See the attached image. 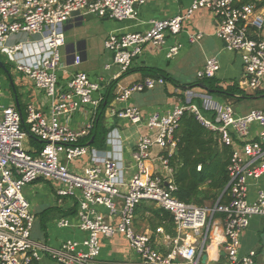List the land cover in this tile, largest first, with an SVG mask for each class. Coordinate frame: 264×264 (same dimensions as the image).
I'll return each mask as SVG.
<instances>
[{"label": "built area", "instance_id": "2783aa9c", "mask_svg": "<svg viewBox=\"0 0 264 264\" xmlns=\"http://www.w3.org/2000/svg\"><path fill=\"white\" fill-rule=\"evenodd\" d=\"M144 2L0 0V51L47 102V112L27 105L23 129L21 112L13 106H0V264H38L43 257L54 264H110L101 258V249L115 236H121L133 256L123 264H200L208 247L221 248L228 264L255 263V252L240 256L239 247L251 220L264 218V109L239 114L232 104L218 101L205 90L185 89L183 102L165 112L143 117L133 107L117 111L118 119L146 129L131 149L134 173L128 180L120 161L80 143L89 135L103 99L94 96L100 90L99 81L83 72L73 73L64 90L60 88L57 73L65 43L63 24L74 12L117 22L135 20ZM198 10L214 16L216 38L239 57L242 73L238 88L263 91L264 16L241 0H193L183 16L152 20L143 32L109 34L104 48L111 54L113 65L125 73L146 45H163L167 35L178 36L183 22ZM16 36L25 39L9 45ZM200 38V33L192 34L189 42ZM178 48H169L168 56L176 55ZM79 62L75 57L74 64ZM219 68L218 60L207 59L197 78H216ZM162 83L161 78H144L123 89L116 101L127 102L132 94ZM86 108L84 128L74 131L67 127L72 115ZM185 112L212 132L219 146L230 148L232 155L228 181L219 198L200 207L173 196L176 188L169 159L176 150L174 135ZM30 136L41 144L40 150L25 148ZM106 142L121 147L115 130L107 135ZM153 148L158 149L155 155ZM87 156L90 162L82 172L69 170L70 164ZM152 161L166 175L154 171ZM39 180L60 182L55 196L58 202L70 200L75 214L61 218L56 225L81 233V239L65 240L56 249L31 240L35 217L23 192ZM167 180L170 182L165 185ZM141 203H151L171 216L177 234L164 236L167 251L160 252L153 238L164 235L161 228L154 233L136 229V209Z\"/></svg>", "mask_w": 264, "mask_h": 264}, {"label": "crops", "instance_id": "0c3cea01", "mask_svg": "<svg viewBox=\"0 0 264 264\" xmlns=\"http://www.w3.org/2000/svg\"><path fill=\"white\" fill-rule=\"evenodd\" d=\"M193 0H145L144 4L138 7V15L135 20H125L122 22H106L102 27L96 31L92 29L91 25L86 22L84 16H70L63 24V33L65 35V43L61 50V66L59 67L57 77L60 88L64 90L67 81L73 73L83 72L91 80L99 81L100 90L94 96L100 95L106 105L104 112V126L108 130L105 136V142L101 147H91L92 149L99 150L106 153L108 156L114 157L120 161L124 167V178L130 179L134 173V165L130 160L131 149L135 146L140 135L146 133L144 126H133L129 122L118 119L115 113L125 107H133L140 111L143 117H147L150 113L159 111L165 112L172 109L176 105L183 102V92L185 89H193V91L205 90L198 87L200 79L197 78V72L203 67L207 59L215 58L219 62V72L216 76L218 86L226 89L229 86H237L238 80L241 77L242 69L241 62L237 55L227 49L215 35L216 20L214 16L204 10L195 11L188 19L182 24V31L178 36L165 37L163 45H146L143 48L142 54L135 58L131 67L125 73H121L119 68L112 63L111 54L104 48V41L106 37L111 34H120L126 32H143L148 29L149 22L152 20H165L174 16H183ZM258 14L264 16V9H259ZM200 33L201 38L196 43L189 42V36L192 34ZM264 36V32L262 34ZM24 36H16L11 38L9 45L15 42L23 41ZM177 45L178 51L176 55L168 56L169 48ZM3 59H2V58ZM75 57H79L80 62L78 65L74 64ZM0 60L4 66L8 63L6 57L0 51ZM194 65L196 68V81L184 82L183 71L188 65ZM108 65V68H107ZM12 66V65H11ZM13 67V66H12ZM143 69L149 70L143 72ZM159 70L163 76L158 75L152 70ZM15 84L13 79L9 77H1L0 75V106L15 107V97L18 104L22 107V113L26 117V107L28 104H34L35 107L47 112V102L42 93L37 91L33 84L26 78L19 76ZM161 78L162 84H156L152 90L144 91L133 95L127 102L119 103L116 101L117 96L123 89L127 88L133 83H136L144 78ZM12 82V84H11ZM16 86H14V85ZM14 86V88H13ZM192 86V87H186ZM194 86V87H193ZM242 91V90H241ZM16 92V95L14 94ZM244 92V91H243ZM246 95H252V92H244ZM213 98L223 103L231 104L230 98H224L218 94H213ZM237 101V105L233 106L235 111L239 114H246L248 111L259 108H251L247 111L243 110V101ZM16 108V107H15ZM264 109V108H263ZM246 110V109H245ZM88 119V110H82L72 115L70 120L66 123L67 127L74 131H80L84 128ZM26 128V127H25ZM113 130L119 134L121 138V147H117L113 142L107 143L106 138ZM30 138V137H29ZM26 139L25 148L27 150H37L34 145L30 143V139ZM82 139L81 141H83ZM80 141V142H81ZM158 153L157 148H153L152 155ZM90 157H84L79 162L69 165V170L75 173L82 172V169L89 165ZM150 167L154 171H158L161 175H166L165 172L160 170L157 162H150ZM29 185L24 189V196L31 198L37 195L35 188L38 189L37 183ZM54 189L48 192L49 199L44 198L36 199L39 204L44 202L48 203V208L42 210L40 218L33 213L35 222L38 219L39 224L42 226V239L33 240L34 243L43 245L48 249H56L59 244L69 239H81L83 235L79 232H74L72 229H62L57 227V222L63 217H71L72 215H65L69 210L75 207L70 200H60L58 202L55 191L60 185H54ZM57 187V188H56ZM34 193V194H33ZM253 196V194L251 195ZM30 202V201H29ZM31 203V202H30ZM148 204L156 207L151 203ZM140 204V205H141ZM206 204H209L208 202ZM139 205V206H140ZM138 206V207H139ZM136 209L135 226L137 230H154L149 228L147 221L141 220L140 227L136 221L138 213ZM158 208V207H156ZM52 213H54L52 215ZM69 213V212H68ZM144 217H148L144 213ZM144 225V226H143ZM35 223L33 225L34 229ZM174 236L177 234L176 227L174 226ZM32 229V230H33ZM164 231V230H163ZM164 236H171L164 232V235H154L156 245L160 252L167 251L166 242L164 243ZM250 251L256 254L254 264H264V218L255 217L251 220L249 226L245 229L241 236L239 255L243 256ZM202 255L206 256L205 263L200 264H228L226 256L221 248L211 250L210 247ZM101 258L110 264H123L133 259V256L126 250V244L121 236H115L113 239L105 242L101 249ZM201 260V259H200ZM38 264H53L49 259L43 257Z\"/></svg>", "mask_w": 264, "mask_h": 264}, {"label": "trees", "instance_id": "16d2710c", "mask_svg": "<svg viewBox=\"0 0 264 264\" xmlns=\"http://www.w3.org/2000/svg\"><path fill=\"white\" fill-rule=\"evenodd\" d=\"M241 3L252 4L256 9H264V0H241ZM5 70L0 68V73L4 74ZM146 71L149 70L143 69V72ZM152 71L163 76L159 70ZM9 79L11 80L10 77ZM197 85L205 89L210 95L218 94L224 98L234 99L236 102L242 99L264 97V90L246 95L235 86L222 89L218 86V81L215 78L202 79ZM186 87L190 88L192 86ZM14 94L16 95V92ZM106 105L107 103L105 104L103 101L100 103L94 125L89 135L83 141L80 140L81 144L89 147H101L104 144L108 131L104 126ZM19 110L23 120L21 124L23 129L25 128V117L20 104ZM174 137L176 139V150L169 159V166L172 169V181L176 188L173 196L182 203L199 207L207 205V202L213 204L219 198L220 192L228 181V167L232 156L230 148L219 146L216 136L202 128L194 117L186 112L181 117ZM29 139L37 150L41 149V144L35 138L30 136ZM198 167H200L199 171L197 170ZM221 199L225 198L221 197ZM68 212L65 215H72L75 211L72 209ZM137 212L141 214L140 219L147 221L150 229L154 230L157 227H162L165 233L174 236L172 218L165 210L152 205L141 204ZM144 213H147L148 217H144Z\"/></svg>", "mask_w": 264, "mask_h": 264}, {"label": "rangeland", "instance_id": "374dc122", "mask_svg": "<svg viewBox=\"0 0 264 264\" xmlns=\"http://www.w3.org/2000/svg\"><path fill=\"white\" fill-rule=\"evenodd\" d=\"M104 19H101V18H91L89 19L88 22L92 29H95L96 31L99 29V27L103 26L106 22H103ZM109 21L108 23L110 22H114L113 20H107ZM264 32V30H263ZM64 38H65V35H64ZM2 58V57H1ZM3 59V58H2ZM61 66V50H60V63H59V67ZM195 66L194 65H188L187 68L184 69L183 71V81L184 82H194L196 81V70H195ZM7 72V73H6ZM6 72L4 74L0 73L1 77H9L11 79H13V83L15 84V82L17 81V79H20L19 76H22L21 74L17 73L15 71V69L10 65V64H7L6 65ZM24 77V76H22ZM13 84V85H14ZM15 86V85H14ZM16 87V86H15ZM141 94H144V93H141ZM141 94H138V93H134L133 95H141ZM229 102H231V104L233 106H236L238 103H234L233 100H230ZM243 112L244 111H247L249 109H253V108H259V109H263L264 108V97H258L256 99H245L243 101ZM246 109V110H245ZM26 145V143L24 144ZM37 187L38 189L35 188V191L37 195H33L31 198L27 197V200L30 201V209L31 211H33V213H36V215L38 216V218H40V213L42 210H45L46 208H48V203L44 202L42 204H39L36 199H39V198H44L45 200H48L49 199V191H51V188L54 189L55 186H53V183L52 182H46V181H42L40 183H37ZM54 185H60V182H54ZM57 188V187H56ZM48 191V192H46ZM34 194V193H33ZM51 196V195H50ZM54 213H52L53 215ZM137 225L140 227V225L138 223L141 224V220L139 219V216L137 215ZM42 226L43 224H39V221L38 219L36 220L35 222V226H34V229L31 231V240H36V239H39L41 240L42 239ZM144 226V225H143ZM54 264V263H53Z\"/></svg>", "mask_w": 264, "mask_h": 264}, {"label": "water", "instance_id": "95a60500", "mask_svg": "<svg viewBox=\"0 0 264 264\" xmlns=\"http://www.w3.org/2000/svg\"><path fill=\"white\" fill-rule=\"evenodd\" d=\"M79 15V13L78 12H74V13H72L71 14V16H78ZM85 17V19H91V18H95L94 16H91V15H86V16H84ZM0 68H2V69H4L5 70V66H4V64H3V62L0 60ZM4 72H6V70L4 71ZM7 73V72H6ZM11 84H12V82H11ZM15 107H16V109L20 112V110H19V104H18V101H17V98L15 97ZM21 114V113H20ZM170 182V180H167L166 182H165V185H167L168 183ZM205 260H206V256L205 255H202L201 256V263H205Z\"/></svg>", "mask_w": 264, "mask_h": 264}, {"label": "bare ground", "instance_id": "6f19581e", "mask_svg": "<svg viewBox=\"0 0 264 264\" xmlns=\"http://www.w3.org/2000/svg\"><path fill=\"white\" fill-rule=\"evenodd\" d=\"M211 248V250H213L214 249V247H210Z\"/></svg>", "mask_w": 264, "mask_h": 264}]
</instances>
